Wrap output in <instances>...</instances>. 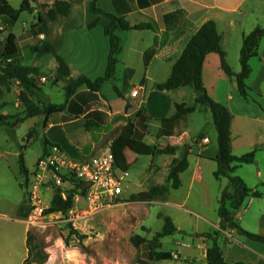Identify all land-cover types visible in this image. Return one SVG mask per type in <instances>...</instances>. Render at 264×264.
Wrapping results in <instances>:
<instances>
[{
	"label": "crops",
	"instance_id": "1",
	"mask_svg": "<svg viewBox=\"0 0 264 264\" xmlns=\"http://www.w3.org/2000/svg\"><path fill=\"white\" fill-rule=\"evenodd\" d=\"M6 1L12 8L18 9L23 0H16L15 3L11 0ZM54 1H30L32 12L21 13L16 23L8 30L3 29L0 20V40H7L10 37L14 40L13 47L17 49L22 64L37 67L41 71L36 81L42 90L44 102L60 105L65 101L63 88L70 79L85 76L94 80L104 74L109 53V41L104 35V28L108 25L109 19L104 15H95L90 12L86 0H78L72 4L67 17L48 23L51 31L49 41L56 54L64 59L69 68V77L63 79L66 82L62 86L63 102L52 103L48 95L54 92L58 84L52 85L53 89L49 87L48 91H45L43 86L48 82L46 76L52 77L53 80L57 64L50 59L46 62L47 65L43 59L51 54L38 58L32 53L31 47L39 46L45 39L43 31L36 25L39 21V14H44ZM81 1L85 3L83 10L79 6ZM261 1L97 0L96 6L102 12L115 17H123L132 26L149 24L151 29L116 32L120 39L121 51L117 56L113 77L104 82L98 92H91L84 86L78 88L67 101L62 112L52 114L47 118L45 127L42 125L43 118L38 117L42 125L43 145L37 160L43 153L45 142L48 145L58 146L68 160L90 158L110 147L121 128L128 123L129 119H133L137 129V139L145 143L147 138L150 140L147 141L148 145L157 148L168 146L176 148L174 154L151 156L156 157L157 161L153 163L155 167L151 170L152 180H145L149 187L165 184L170 163L179 157V149L187 148L189 151L188 168L180 174L181 186L179 187V189L182 188L184 184L187 186L183 204H186L196 187L203 186L204 197L211 191L210 197H205L204 202L208 199L214 201L216 204L214 212L217 219L215 223H212V229L209 232L219 230V236L216 238L223 260L226 263L264 264V244L240 236L235 230L219 229L218 200L229 181L227 178L216 180L213 177L217 168L214 161L217 145L213 144L204 131L192 127L191 114L187 115L178 136L156 138L160 120L172 116L176 104L184 103L188 106L194 104L196 94L193 88L185 86L171 91H158L154 88L155 84L166 81L170 76L172 66L181 56L189 39L207 21L214 22L221 36V46L224 52H226L225 45L234 36L241 47L244 34H248L255 28L262 29L258 21L250 23V16H248V13L256 12V6ZM87 10L91 14L90 18L86 16ZM81 14L86 17L81 19ZM94 21H97L96 25L90 28L89 25ZM247 26H250L249 31H246ZM94 36L98 38L95 39ZM79 39H82V44L85 43L91 49H95L97 56H81L76 49L77 44L81 42ZM63 42L70 45L73 50L71 53L68 52L69 56L61 48ZM121 56H125L124 61ZM236 59V64L231 67L228 56H226L227 64L234 73L240 71L239 56ZM248 64L250 74L246 83L250 89V97L247 100L239 95L234 79L228 78L221 69L220 58L216 53L206 55L203 60L202 83L209 97L223 104L232 115L230 125L232 154L241 156L255 151L254 162L236 168L233 175L238 176L247 188L258 193L259 196L247 198L235 213L234 221L243 230L264 236V56H255ZM137 71L139 73H136ZM42 78L45 81L41 82ZM18 84V81H13L9 87L0 86L1 115H18L19 113L10 114L6 111V108L11 105L23 113L24 109L18 99L20 91ZM135 88H139V93L132 98L130 94ZM114 100L120 103L113 106ZM196 111L207 112L202 107H198ZM151 127L152 131H150ZM85 142L92 143V148H98L97 151L94 149L90 157L79 153ZM0 158H2L1 155ZM159 160L161 164H157ZM21 165L26 168L23 160H20ZM26 170L28 177L23 179L25 183L33 172H30L28 168ZM206 174L213 177L215 184H205ZM19 175L22 176L20 167ZM22 183L21 181L20 185L25 186ZM22 188L26 192L27 187ZM16 215L19 217L18 210ZM201 233L207 232L190 235L193 238L190 241L178 240L177 255L181 256L182 264H206L208 243L198 237ZM24 243V257L20 264H23L27 258L26 229H24Z\"/></svg>",
	"mask_w": 264,
	"mask_h": 264
},
{
	"label": "rangeland",
	"instance_id": "2",
	"mask_svg": "<svg viewBox=\"0 0 264 264\" xmlns=\"http://www.w3.org/2000/svg\"><path fill=\"white\" fill-rule=\"evenodd\" d=\"M15 1L11 0L12 3ZM77 1L74 0V2ZM87 2L89 5L90 0H86V4ZM79 6L83 10L85 3L81 1ZM85 13L87 18H90L89 11ZM86 16L81 14L80 18L84 19ZM248 16H250V23L256 20L264 29V0L258 2L256 12H250ZM247 27L246 31H249L250 26ZM96 37L98 38L94 36L95 39ZM236 41L238 40L234 36L225 45V53L231 67L236 64L241 48L240 43ZM82 42H79L76 47L81 56H97L95 49H91ZM61 48L67 56L73 51L66 42H63ZM256 56H264V37L258 43ZM50 59L55 62L51 55L46 56L43 61L46 63ZM121 59L124 61L125 56H121ZM256 60L255 63H257ZM46 81L48 82L43 89L45 91H48L49 87L53 89L52 77L46 76ZM65 83V80L60 81L54 88V92L48 95L52 103L63 102L62 86ZM41 101L44 102L43 99ZM114 102L113 106L120 103L118 100ZM6 109L10 114L22 115V111L15 109L12 105ZM206 111V113L204 111L191 113L192 127L204 131L216 146L217 134L210 112ZM152 130L151 127L150 131ZM145 141L148 144L147 141L150 140L146 138ZM42 145V125L38 117L27 119L15 128L0 126V155L2 156L0 158V264H20L25 250L24 229H26V236L30 234L34 238L31 245H38L46 255V260L38 263L29 258L23 264H182L181 256L177 255L179 241H190L193 239L190 235L209 232L212 229V223L216 222L217 216L214 212L216 204L212 199L204 202L205 197H210L211 191L204 197L203 186L194 188L186 204H183L187 193L186 184L178 190H170L165 202L162 199L150 202L134 199L149 190L150 187L145 180H152L151 170L155 167L153 163L157 161V158L137 156L129 150H122L121 154L119 153V165L128 175L122 184V194L114 205L88 214L86 201L77 193L73 197L72 208L67 214H48L47 210L50 208L53 196L63 192L65 198L67 192L74 189V186L70 183L59 187L45 177L37 182L44 207L43 217L38 219V224L35 226H27L28 217L22 218L19 215L17 217L16 212L24 202L25 206L31 208L27 189L30 184L35 183L33 177L38 172L37 164L40 158L38 160L37 158L41 153ZM81 147L79 153L85 157H90L95 149L90 142H85ZM181 149H179L180 152ZM20 160H23V164L30 172L33 171L27 183L24 182V177L19 175ZM157 164H161V161L159 160ZM21 181L27 187L26 192L22 188L25 186L20 185ZM211 183L215 184L213 177L206 174L205 184ZM164 215L172 219L177 231L172 236L161 240L158 251L172 252V259L155 262L148 258L147 244L142 243L136 247L130 238L140 236L151 240L163 226L161 216Z\"/></svg>",
	"mask_w": 264,
	"mask_h": 264
},
{
	"label": "trees",
	"instance_id": "3",
	"mask_svg": "<svg viewBox=\"0 0 264 264\" xmlns=\"http://www.w3.org/2000/svg\"><path fill=\"white\" fill-rule=\"evenodd\" d=\"M30 1L35 2L36 0H23L21 6L18 9H14L6 0H0V20L4 30H8L14 25L21 13L32 12L33 8L30 6ZM73 3L74 0H55L44 14H39V21L36 25V27H40L43 31L45 39L39 46L31 47V51L38 58L46 54H51L54 57L57 68L52 80L53 85L69 77V68L64 59L56 54L49 41L51 31L48 27V23L67 17ZM96 4L97 0H90V12L95 15H104L110 21L104 28V35L109 41L107 66L104 74L94 80L85 76L70 79L63 88L65 95L63 104L55 105L41 101V99H43V94L36 81V78L41 75L40 69L22 64L17 49L13 47L14 40L11 37L7 40H0V86L9 87L13 81H18L20 88L18 99L24 109L22 115L6 116L0 114V126L15 128L27 119L42 117V125L45 127L47 118L52 114L62 112L65 109L67 101L75 94L78 88L84 86L91 92H98L104 82L113 77L117 56L121 51L120 39L116 35V32L151 29V25L149 24L132 26L123 17H115L102 12L97 8ZM42 7H45V5H42ZM96 23L97 21H94L89 27L93 28ZM262 37H264V30L260 28H255L248 34L243 35L239 51L240 71L234 73L227 64L226 53L221 46V36L217 32L214 22L207 21L189 39L181 56L172 66L170 76L166 81L155 84L154 88L158 91H171L190 86L196 94L193 105L188 106L184 103L176 104L174 114L160 120V127L156 134L157 139L178 136L186 121L187 115L195 112L198 107L209 110L217 134V152L214 158L217 168L213 173V177L216 180L227 178L229 181L228 186L221 192L218 200L219 206L217 215L220 220L219 229L235 230L240 236L264 244V236L249 233L243 230L234 221L235 213L245 200L249 197L256 198L259 196L258 193L252 192L247 188L245 183L238 176L233 175L236 168L254 162L255 151H250L241 156H234L232 154L230 133L232 115L223 104L209 97L202 83L203 60L206 55L216 53L220 58L221 69L228 78L234 79L239 95L244 100H247L250 92L246 83L250 74L248 63L251 58L256 56V49ZM136 132L137 129L134 120L129 119L128 123L121 128L119 134L112 142L110 148L118 168L121 167V165H119V153L123 149H128L131 153L139 156L174 154L176 152V148L174 147L157 148L148 145L136 138ZM47 145L48 143L45 142L41 156L46 153ZM188 155V149L183 147L179 157L173 159L169 165L165 184L152 186L146 193L140 194L134 199L141 202H150L155 199L165 200L170 190L179 189L181 186L180 174L188 168ZM20 174L24 179H27L28 171L23 165L20 166ZM63 179L71 183L74 189L69 190L64 199L59 194H55L51 200L50 208L47 210L48 214H67L72 208L74 195L79 193V195L83 196L85 193V188L78 185L67 174L63 175ZM30 210V208L25 206L24 202L18 209V215L22 218H26ZM161 218L163 220V226L155 233L151 240H146L140 236H133L130 238V241L136 247L142 243L147 244L148 258L155 262L172 259L170 252H161L158 251V248H160L161 240L164 237L172 236L177 231L170 217L161 216ZM217 236H219V230H213L198 235V237L208 243L206 249V264H244L242 262L226 263L223 260L221 249L217 243ZM33 239L34 238L30 234L26 236L27 258L25 263L29 258L38 263L44 262L46 260V255L38 245H31Z\"/></svg>",
	"mask_w": 264,
	"mask_h": 264
},
{
	"label": "built area",
	"instance_id": "4",
	"mask_svg": "<svg viewBox=\"0 0 264 264\" xmlns=\"http://www.w3.org/2000/svg\"><path fill=\"white\" fill-rule=\"evenodd\" d=\"M41 81H45L44 78ZM139 88L131 91L130 96L136 97ZM38 172L33 177L34 184L28 187L31 213L27 219V226H35L38 219L43 217L44 207L38 183L42 178L48 177L57 186L69 185L64 181L67 174L78 185L85 188L82 198L88 205V214L108 208L119 200L122 194V184L127 173L120 170L114 160L110 147L100 151L97 155L83 160H68L56 145H48L46 153L40 157L37 164ZM60 196L64 198V193Z\"/></svg>",
	"mask_w": 264,
	"mask_h": 264
}]
</instances>
